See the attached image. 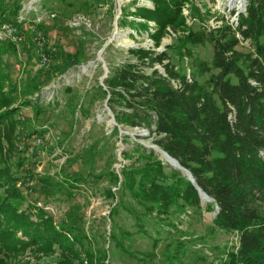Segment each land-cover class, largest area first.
<instances>
[{
    "label": "trees",
    "instance_id": "16d2710c",
    "mask_svg": "<svg viewBox=\"0 0 264 264\" xmlns=\"http://www.w3.org/2000/svg\"><path fill=\"white\" fill-rule=\"evenodd\" d=\"M104 1L108 0H92ZM151 1L153 8L134 6L124 13L121 25L138 34L147 32L156 47L168 25L184 23L185 0ZM20 7L19 0H0V25L8 23L22 36L18 46L0 40V62L7 52L36 55L34 35L37 31L45 35L41 23L18 21ZM127 15L135 17L131 20ZM219 19L217 27L202 22L195 30L188 28L178 45L172 46L174 60L165 49L128 47L131 58L103 79L105 88L98 85L117 123L145 128L152 142L194 180L164 162L153 148L132 140L133 145L122 151L130 162L122 164L119 173L111 171L116 188L106 190L112 199L107 248L94 246L95 234L87 236L78 219L69 216L55 222L37 205L52 189L78 188L92 162L94 150L80 167L61 169L55 179L33 172L32 158L36 160L43 149L46 129L39 124L40 95L35 99L32 95L40 93L52 77L79 64L80 42L69 51L60 43L45 45L42 51L48 61L26 78L19 97L15 96L19 87L0 69V264H21L15 259L27 251H59L60 264H104L112 243L125 250L120 235L146 234L144 220L171 222L166 220L170 215L187 209L214 211L212 224L237 235L235 247L207 264H264V0H246L235 26L224 16ZM147 21H154V31H149ZM241 42L249 49L239 50ZM198 45L211 47L209 60L193 54ZM16 98L20 101L13 104ZM27 106L32 118L23 115ZM111 130L122 141L129 137L118 133L116 126ZM197 188L210 198L204 206ZM120 211L133 218L132 230L116 222Z\"/></svg>",
    "mask_w": 264,
    "mask_h": 264
},
{
    "label": "rangeland",
    "instance_id": "374dc122",
    "mask_svg": "<svg viewBox=\"0 0 264 264\" xmlns=\"http://www.w3.org/2000/svg\"><path fill=\"white\" fill-rule=\"evenodd\" d=\"M226 2L228 0H185L181 8L184 23L179 26L168 25L160 44L154 47L147 32L138 34L130 26L121 25L122 17L127 11H133L134 6L153 8L154 3L151 0H108L103 3H94L92 0H19L21 7L17 16L23 14L24 20L31 19L43 25L45 35H41L46 39V46L60 43L64 50L69 51L79 46L80 42L82 51L79 64L52 77L40 88V93L32 95L34 99L36 94L40 95L43 109L38 117L39 124L46 129L43 149L36 160L32 158L36 176H52L55 179L61 169L67 171L80 167L87 154L94 150L93 158L89 159L92 162L87 164L88 168L84 171L87 179L81 181L78 188H67L63 191L52 189L37 202V205L48 211L55 222L72 216L78 219L79 227L87 236L95 234L94 246H109V210L112 199L106 195V190L116 188L110 173H119L121 165L130 162V159L122 156V151L133 145L132 140H137L148 148L154 143L152 137L147 136L146 129L139 130L117 123L114 116L115 124L110 122L113 112L106 104L98 85L105 88L103 79L118 64L131 58L126 50L128 47H150L157 51L165 49L172 60L176 59L172 46L178 45L179 38L187 33L188 28L195 30L202 22L209 26L214 25L216 16L223 9L222 4ZM51 12L56 15L51 17ZM75 14L83 15L87 23L80 22L75 27L70 26L68 20ZM127 17L132 20L135 16ZM135 19L143 21L139 17ZM147 24L149 31H154V21H147ZM34 46V56L20 52L19 48L20 53L15 55L10 52L2 54L0 69L10 83L19 87L15 92L16 97H19L18 91L26 78L41 66L36 42ZM237 48L244 51L249 49L245 42L239 43ZM192 51L194 55L206 60L211 57L209 45L194 46ZM156 67L161 69L159 65ZM104 72L105 76L101 78ZM8 86L9 84L3 90ZM52 90V98L47 101ZM14 101L13 104L18 103L20 98ZM116 107L119 108L118 104ZM22 111L24 116L32 118L30 107H24ZM113 126L118 128V133L125 132L129 137L122 141L119 134L112 135L110 132ZM156 153L168 163L162 154L158 151ZM204 204L205 201L202 200V205ZM213 215L214 211L209 212L206 209L201 212L187 209L185 213L170 215L166 220L171 222L150 218L144 220L147 233L139 232L128 238L120 235L125 250L112 243L109 257L104 264L217 262L226 250L237 245V235L216 228L212 224ZM115 220L121 227L133 229L134 220L129 214L120 211ZM152 242L156 245H152ZM59 257V251L50 254L27 251L15 261L21 264H60Z\"/></svg>",
    "mask_w": 264,
    "mask_h": 264
},
{
    "label": "built area",
    "instance_id": "2783aa9c",
    "mask_svg": "<svg viewBox=\"0 0 264 264\" xmlns=\"http://www.w3.org/2000/svg\"><path fill=\"white\" fill-rule=\"evenodd\" d=\"M223 9L220 10L219 15L216 16V20L214 21V25H212L211 27H217L221 24V20L219 19L221 16H224L228 22L232 25L235 26L237 24V18H238V14L241 13L246 6V0H228V2L223 3L222 4ZM56 15L55 12H51L50 16L54 17ZM18 21H22L24 20L23 14H20L19 16H17ZM80 19V21H79ZM80 22H84L87 23L86 18H84L83 15L80 14H75V16H71L68 20V23L70 26H77L78 23ZM42 33L40 31H37L34 35V40L38 46V49L40 51V62L41 64H46L48 61V56L42 51V48L46 45V39L43 35H41ZM237 36L239 37V35L237 34ZM4 39H8L11 42H13L16 46H18V44H20V42L22 41V36L17 34V31L15 29L14 26L8 24V23H2L0 25V40H4ZM156 67V66H155ZM161 70V69H160ZM189 76V73H187V77ZM174 85V82H172ZM52 94H53V90L51 91V93L49 94V96L47 97V101H49V98H52ZM133 128H137V129H141L144 130L145 128L143 127H133ZM124 133L125 132H121ZM150 148H158L157 145L152 144L149 146ZM155 151H157L154 148Z\"/></svg>",
    "mask_w": 264,
    "mask_h": 264
},
{
    "label": "water",
    "instance_id": "95a60500",
    "mask_svg": "<svg viewBox=\"0 0 264 264\" xmlns=\"http://www.w3.org/2000/svg\"><path fill=\"white\" fill-rule=\"evenodd\" d=\"M105 70V69H104ZM106 71V70H105ZM105 76V72L103 73V76L101 77V78H103ZM106 109H107V107H106ZM112 116V119L110 120V122L111 123H113V124H115L114 122V120H113V115H111ZM160 154H165L166 156H168V157H170L171 158V160L174 162V163H172V162H170V161H168V163L170 164V165H172V166H174V167H176V168H180V169H182L183 171H184V173L187 175V177L191 180V182L193 183L194 182V180H193V178H192V176H191V174L187 171V170H185V169H183V167H181L180 165H179V163L173 158V157H171V156H169L165 151H163L162 149H160L159 147L158 148H156V147H154ZM153 148V149H154ZM198 189V193L200 194V196H201V199L203 200V201H210V198L209 197H207L199 188H197Z\"/></svg>",
    "mask_w": 264,
    "mask_h": 264
},
{
    "label": "bare ground",
    "instance_id": "6f19581e",
    "mask_svg": "<svg viewBox=\"0 0 264 264\" xmlns=\"http://www.w3.org/2000/svg\"><path fill=\"white\" fill-rule=\"evenodd\" d=\"M162 156H163L164 158H166L168 161H170V162L174 163V162L171 160V158H170V157H168V156H166L165 154H163Z\"/></svg>",
    "mask_w": 264,
    "mask_h": 264
}]
</instances>
